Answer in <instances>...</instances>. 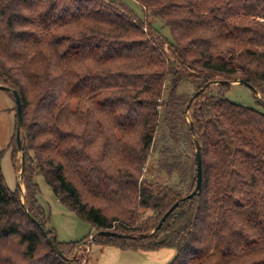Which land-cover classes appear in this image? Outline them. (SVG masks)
Returning <instances> with one entry per match:
<instances>
[{
	"label": "trees",
	"instance_id": "obj_1",
	"mask_svg": "<svg viewBox=\"0 0 264 264\" xmlns=\"http://www.w3.org/2000/svg\"><path fill=\"white\" fill-rule=\"evenodd\" d=\"M133 1L144 19L121 0H0V86L19 97L24 157V192H10L0 170V264L80 262L79 243L48 228L37 175L93 234H115L94 240L102 248L264 264V111L225 97L240 79L264 102V0ZM212 82L227 84L185 113ZM189 123L201 189L184 199L196 181ZM148 161L159 181L144 175Z\"/></svg>",
	"mask_w": 264,
	"mask_h": 264
},
{
	"label": "rangeland",
	"instance_id": "obj_2",
	"mask_svg": "<svg viewBox=\"0 0 264 264\" xmlns=\"http://www.w3.org/2000/svg\"><path fill=\"white\" fill-rule=\"evenodd\" d=\"M121 1L128 9L140 18L144 19L145 13L143 9L141 10L139 5L133 0ZM147 21L149 20L147 19ZM154 26L162 34L168 36V30L162 28L160 23H154ZM186 87V85L179 86L180 89H184ZM187 88H189L188 95H191L193 90H190L191 87L189 86ZM225 97L230 102L240 106L264 111L254 99L252 92L244 85H231ZM15 116V101L8 94V92L0 90V151L2 153L0 159V170L4 183L10 192H14L18 187V179L12 160V140L15 135L16 127ZM17 157L20 160V153ZM152 172L151 163L148 161L143 172L144 175H151L153 179L159 181L157 175L154 177V173L152 174ZM34 183L38 186V193L36 195L37 204L46 215L48 228L53 230L55 233L56 241L61 244L79 243L77 253L75 252L72 256L73 260H80L78 264H169L175 257V251L173 249H162L156 252L142 253L120 251L111 247L102 248L94 242L90 243L88 250L82 248L84 251L86 250V252H82L80 246L84 241V238L90 232H93L91 226L79 220L76 215L68 211L55 199L52 191L46 185L42 176H35ZM20 185L22 188H20L21 191L24 192L21 178Z\"/></svg>",
	"mask_w": 264,
	"mask_h": 264
},
{
	"label": "water",
	"instance_id": "obj_3",
	"mask_svg": "<svg viewBox=\"0 0 264 264\" xmlns=\"http://www.w3.org/2000/svg\"><path fill=\"white\" fill-rule=\"evenodd\" d=\"M218 84H227V82H212V83H208L206 84L203 88H201L198 92H196L188 101L186 107H185V113L187 112V110L189 109L191 103L194 101L195 98H197L199 96L200 93H202L207 87L212 86V85H218ZM231 85L233 84H240V85H244L246 86L253 94L254 98L256 99V101L259 103V105L263 108L264 110V102L262 101V99L260 98V96L258 95L257 91L250 87L247 86L242 80L240 79H234L231 83ZM0 90H4L6 92H9L13 97H14V101H15V106H16V116H17V123H16V132H15V139H16V143H17V150L20 153V171L17 174V179H18V186L19 188H21L20 185V178L22 175V172L24 170V157L22 154V150H21V142H20V129L22 126V114H21V107H20V101H19V97L16 93V91L14 90H10L6 87L0 86ZM190 126V131H191V135L194 139L195 142V160H196V181H195V186L194 189L192 190V192L186 196L184 199H191L193 198L195 195H197L201 189V155H200V147L196 141V139L194 138V133H193V128H192V124L189 123ZM22 189V188H21ZM22 204L24 206V198L22 197ZM178 205V203L174 204L165 214L164 216L161 218V220L159 221L157 227L153 230L152 233L156 232L161 225L163 224V222L165 221V219L168 217V215L175 209V207ZM26 213L28 214V212L26 211ZM28 217L31 221L34 222V219L32 218L31 215L28 214ZM37 227L40 229L41 233L43 234V236L46 238L47 243L49 244V246L52 248V250L62 259H64L62 253L60 252V250L58 249V247L56 246V244L54 243V241L50 240L46 234V232L36 223ZM115 234L105 231V232H96L95 234H93L89 239H87L86 241H84L81 246L87 245L89 243L94 242V240L99 237V236H114ZM77 253V250H76Z\"/></svg>",
	"mask_w": 264,
	"mask_h": 264
},
{
	"label": "built area",
	"instance_id": "obj_4",
	"mask_svg": "<svg viewBox=\"0 0 264 264\" xmlns=\"http://www.w3.org/2000/svg\"><path fill=\"white\" fill-rule=\"evenodd\" d=\"M89 246H90V243L87 244V245H84V246H80V247H81V249L83 248V249L88 250V249H89ZM80 247H79V248H80ZM83 249H82V252H86V250L84 251Z\"/></svg>",
	"mask_w": 264,
	"mask_h": 264
},
{
	"label": "crops",
	"instance_id": "obj_5",
	"mask_svg": "<svg viewBox=\"0 0 264 264\" xmlns=\"http://www.w3.org/2000/svg\"><path fill=\"white\" fill-rule=\"evenodd\" d=\"M93 233H94V232H90L87 236L90 237V236H92ZM87 236H86V237H87Z\"/></svg>",
	"mask_w": 264,
	"mask_h": 264
}]
</instances>
